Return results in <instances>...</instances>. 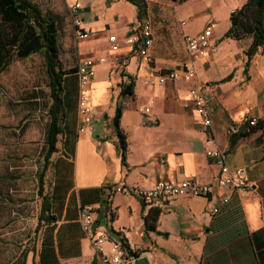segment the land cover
I'll return each instance as SVG.
<instances>
[{
  "label": "crops",
  "instance_id": "crops-1",
  "mask_svg": "<svg viewBox=\"0 0 264 264\" xmlns=\"http://www.w3.org/2000/svg\"><path fill=\"white\" fill-rule=\"evenodd\" d=\"M148 1L145 18L151 21L154 42L142 55L126 43L145 19L139 20L136 5L128 0H81L83 27L90 34L77 40L80 53L106 60L96 63L89 92L96 107L94 128L84 134L78 132L79 76L76 70L66 74L63 135L45 174L51 221L39 222L37 171L46 111L35 103L14 111L25 125L13 133L12 142L21 143L15 150H20L9 158L0 155V227L24 224L18 235L8 232L10 241L24 242L26 264H104L83 228L82 209L93 212L95 230L107 232L114 241L126 240L130 249L149 255L152 264H264V130L232 139L248 129L247 116L264 117V46L248 60L253 36H226L236 7L215 12L206 5L181 14L185 1ZM192 15L198 24H193ZM182 19L186 24L181 25ZM211 21L217 23L211 40L219 49L197 61L199 88L211 97L213 126L207 131L189 94L191 83L145 81L180 68L188 56L184 33L197 34ZM72 25L75 30L73 21ZM111 34L118 35L117 49ZM130 81L134 94L121 95V83ZM38 85L37 92H49ZM41 100L38 94L27 101ZM119 104L127 136L125 160L114 123ZM33 121L42 129L38 138ZM210 147L222 148L231 168L246 170L254 186L249 196L242 198L228 187H214L208 196L169 197L157 204L124 192L110 195L115 185L150 188L160 177H192L214 184L220 168L207 154ZM224 197L230 200L223 203ZM153 212L159 213L157 230L146 228V216Z\"/></svg>",
  "mask_w": 264,
  "mask_h": 264
},
{
  "label": "trees",
  "instance_id": "trees-1",
  "mask_svg": "<svg viewBox=\"0 0 264 264\" xmlns=\"http://www.w3.org/2000/svg\"><path fill=\"white\" fill-rule=\"evenodd\" d=\"M137 7L138 18L143 19L148 14V0H128ZM183 2L186 0H173ZM148 19V18H145ZM74 35L75 30L73 27ZM60 25L58 17L54 13L46 12L43 4L38 0H0V73L5 71L15 60H26L41 54L44 59L45 74L47 80L42 83L49 92L40 90L36 86L31 87V92L23 95V101L30 106L39 104L46 112L47 125L45 130L44 143L39 156L37 178L39 181V194L42 198V206L39 215V222L51 221V202L45 194V174L51 161V157L58 149V142L63 135V123L65 118V92L64 83L66 74L77 71V66L68 69L62 59L61 45L59 41ZM252 35L253 40L246 51L248 60L252 59L264 46V0H246L241 7L231 14V26L226 36L237 39ZM78 59L76 64L78 63ZM78 65V64H77ZM133 82L121 83V95L134 94L132 91ZM41 96V101H27L32 96ZM48 94V95H47ZM39 102V103H37ZM22 108V109H23ZM21 109V107L19 108ZM122 105H118L114 116L115 127L119 136V146L122 151L123 160L127 153V136L121 128ZM21 123V124H20ZM23 119L16 126L21 131L24 128ZM263 129L264 118L259 119L256 125L249 124L248 129L234 133L233 141L249 134L252 131ZM159 213H151L146 216V228L157 230ZM120 242L130 252L128 242L120 239ZM21 252L20 260L26 264L27 252ZM135 257L141 252L133 251ZM93 264H95L93 262Z\"/></svg>",
  "mask_w": 264,
  "mask_h": 264
},
{
  "label": "built area",
  "instance_id": "built-area-1",
  "mask_svg": "<svg viewBox=\"0 0 264 264\" xmlns=\"http://www.w3.org/2000/svg\"><path fill=\"white\" fill-rule=\"evenodd\" d=\"M74 26L76 27V37H87L90 32L83 27V15H82V3L81 0H66ZM184 24L185 21H182ZM216 26L215 21H211L206 28L197 34H184V42L188 52L187 58L183 62V66L179 69H174L166 73L159 74L157 76L149 77L146 82L150 84H164L168 80L182 79L188 82H192L193 86L190 89V95L193 99L196 110L209 131H211L212 125V113H211V97L202 93L194 83L197 78V60L210 52H217L218 44L211 41L213 30ZM119 38L116 34L110 35V41L113 49L119 47ZM126 42L131 45H137L139 52L142 55L148 54V48L153 44V32L152 25L149 20L145 21L141 28L140 35H132L126 38ZM105 58H101L100 61H104ZM96 62L91 58H84L80 60L79 64V79H80V116L84 122L81 130H86L88 127L92 128L93 116L95 114V106L90 100L89 92L94 76L96 74L95 68ZM250 124L256 125L259 119L252 117L248 119ZM234 132L233 129H231ZM209 141H214L213 133L209 132ZM207 154L211 156L215 162L220 166V173L214 184L201 183L192 177H186L182 180L166 179L160 177L156 184L150 188L145 187H133L118 184L111 189L120 190L128 193H134L139 197L152 201L154 203L160 202L162 199L176 196L186 195H209L214 187H230L240 197H247L253 190V184L247 177L246 170L244 168L233 169L227 163L226 153L220 147H210L207 149ZM229 197L223 198V203L229 201ZM220 208L215 207V213L219 212ZM81 222L83 228L86 230L91 238V241L100 254L102 261L105 264H133L135 256L129 253L119 241H111L109 234L105 231L94 230L93 223L94 217L90 210H81ZM111 242V250L107 248V243ZM112 252L111 256L108 253ZM129 255H128V254Z\"/></svg>",
  "mask_w": 264,
  "mask_h": 264
},
{
  "label": "rangeland",
  "instance_id": "rangeland-1",
  "mask_svg": "<svg viewBox=\"0 0 264 264\" xmlns=\"http://www.w3.org/2000/svg\"><path fill=\"white\" fill-rule=\"evenodd\" d=\"M38 1H41L46 12L48 11L50 13H54L58 17L60 25L59 41L61 45L62 59L68 69L76 67L77 59L79 61L81 59H84L82 57L84 54L81 55L80 53L79 44L74 35L70 13L64 0ZM244 1L245 0H186L185 2L180 4L179 13L186 14L194 10L196 11L206 5L211 6L212 9L215 10V12H221L222 10L228 8L231 10L232 8L236 7L237 9V7L242 6ZM190 18L193 24H198L196 16L192 15ZM217 30L219 29L216 28V32ZM91 57L92 56H90V58ZM92 59H94L96 63L98 61L101 62V58L99 60H96L95 58ZM46 80L47 78L45 74L44 59L41 54H36L34 55V57L28 58L26 60H15L5 71L0 73V155L2 154L5 157L10 154L17 153L16 151L20 150L15 149L20 148L21 143L18 145L12 142V138L14 137L13 133L15 132L16 126L19 124V116L14 111L19 110L20 107L23 108V106L26 104V102L23 101V95H25L26 93H30L32 91L31 87L34 84H42L45 83ZM194 83L196 84L197 88L202 91L199 88L198 76ZM80 88L81 86L79 84V90ZM191 88L192 87L189 88V94ZM78 109L80 116L79 101ZM11 112L14 113L12 114ZM83 124L84 122L82 121V118L80 116V123L78 126L79 134H84L88 131L93 130L94 128V125L92 124V128L88 127L83 131L81 130ZM31 125L33 127V130L35 132H38L36 137H40V135H42V129L40 128V126L35 121H33ZM9 139L11 142H8ZM19 140L22 141V138ZM112 194L113 192L112 190H110V195ZM23 226L24 224L22 222L18 223V225L12 226L10 222H8L4 227H0V235L4 233L3 238H1L0 236V264H22V261L19 258L21 252H24L22 250V244H24V242L21 243L20 240L17 243L10 241L11 235L8 231L15 230L14 234L18 235L16 231L19 229V233L23 232ZM1 239L4 241H1Z\"/></svg>",
  "mask_w": 264,
  "mask_h": 264
},
{
  "label": "bare ground",
  "instance_id": "bare-ground-1",
  "mask_svg": "<svg viewBox=\"0 0 264 264\" xmlns=\"http://www.w3.org/2000/svg\"><path fill=\"white\" fill-rule=\"evenodd\" d=\"M64 2H65V4H66V6H67V8H68V10H69V7H68V4H67V2H66V0H64ZM69 12H70V10H69ZM232 12H234V11H232ZM71 14V13H70ZM72 17V16H71ZM148 19H146V20H144L142 23H141V27L138 29V31H136L133 35H140L141 34V28H142V25H143V23L145 22V21H147ZM73 21V20H72ZM150 21V20H149ZM182 21H185V23L184 24H186V22H187V20L186 19H182L181 20V25H184L183 23H182ZM151 22V21H150ZM74 24V23H73ZM152 25V24H151ZM216 26H217V23H216ZM215 26V27H216ZM206 28V27H205ZM215 29V28H214ZM153 32V31H152ZM202 32V31H201ZM200 33V32H199ZM185 34V33H184ZM75 37H76V27H75ZM212 37V36H211ZM183 38H184V35H183ZM76 39L77 40H79V39H82V38H77L76 37ZM212 41V40H211ZM215 43H217V42H215ZM218 44V43H217ZM153 45V44H152ZM151 45V46H152ZM132 46H134V47H136L137 49H138V46L137 45H132ZM150 46V47H151ZM218 46V49H219V44L217 45ZM150 47L148 48V53H149V49H150ZM187 50V49H186ZM138 51H139V49H138ZM218 51V50H217ZM211 53V52H210ZM141 54V53H140ZM204 57V56H203ZM92 59V58H91ZM201 59V58H200ZM94 60V59H93ZM198 61V60H197ZM94 62H96L95 60H94ZM102 62V61H101ZM79 64H80V61H79V63H78V65H77V73H78V70H79ZM197 64V63H196ZM182 66H183V63H182ZM181 66V67H182ZM180 67V68H181ZM95 68H96V64H95ZM179 69V68H178ZM174 70V69H173ZM169 71H171V70H169ZM197 71H198V68H197ZM168 72V71H167ZM166 73V72H165ZM162 74V73H161ZM96 75V74H95ZM78 76H79V74H78ZM197 76H198V73H197ZM94 78H95V76H94ZM148 79V78H147ZM146 79V80H147ZM94 80V79H93ZM174 80H176V79H174ZM168 81H170V80H168ZM167 81V82H168ZM79 82H80V79H79ZM146 82V81H145ZM147 83V82H146ZM189 83H191V87L193 86V83L192 82H189ZM150 84V83H149ZM158 84V83H157ZM92 85V84H91ZM191 96V95H190ZM196 108V107H195ZM197 111V110H196ZM95 113H96V107H95ZM198 113V112H197ZM95 115V114H94ZM199 115V114H198ZM93 118H94V116H93ZM249 118H252V117H246L245 118V121L246 122H248V124H250V122H249ZM258 118V117H257ZM262 118H264V117H262ZM262 118H258V119H262ZM201 119V118H200ZM213 120V119H212ZM202 121V120H201ZM92 124H93V121H92ZM202 124L204 125V123L202 122ZM212 125H213V122H212ZM252 125V124H251ZM204 127L206 128V126L204 125ZM207 129V128H206ZM207 131H209L208 129H207ZM235 132V131H234ZM228 133H230V134H233V132H232V130L231 129H229L228 130ZM210 134V133H209ZM209 134H208V136H209ZM226 153V152H225ZM209 156V155H208ZM209 157H211V156H209ZM212 158V157H211ZM226 158H227V154H226ZM215 161V160H214ZM227 163H228V161H227ZM229 164V163H228ZM230 166V165H229ZM219 168H220V166H219ZM158 181V180H157ZM129 187V186H128ZM133 187H137V186H133ZM254 187V186H253ZM113 187H111L109 190H111ZM228 188H230V187H228ZM214 189V188H213ZM232 189V188H231ZM234 190V189H233ZM213 191V190H212ZM254 191V190H253ZM119 192H124V191H120V190H114V192H113V194H115V193H119ZM124 193H128V192H124ZM212 193V192H211ZM210 193V194H211ZM129 194H134V193H129ZM209 194V195H210ZM134 195H136V194H134ZM138 196V195H137ZM186 196H192V195H186ZM195 196H208V195H195ZM249 196V195H248ZM139 197V196H138ZM176 197H179V196H176ZM141 198V197H140ZM244 198V197H243ZM142 200H145V199H143V198H141ZM145 201H149V200H145ZM149 202H151V203H154V202H152V201H149ZM154 204H157V203H154ZM89 210V209H88ZM91 211V210H90ZM92 212V211H91ZM92 214H93V212H92ZM93 217H94V215H93ZM81 219V218H80ZM82 223V222H81ZM94 224V223H93ZM93 229H94V227H93ZM85 230V229H84ZM95 230V229H94ZM86 231V230H85ZM87 233V232H86ZM88 234V233H87ZM89 236V235H88ZM110 236V235H109ZM89 238H90V236H89ZM111 238V237H110ZM90 240H91V238H90ZM111 241H114V240H112L111 239ZM92 242V241H91ZM120 242V241H119ZM93 244V243H92ZM107 244H110V246H111V242H108ZM122 244V243H121ZM123 245V244H122ZM94 246V245H93ZM95 248V247H94ZM96 250V249H95ZM109 250H111V248L109 249ZM128 250V249H127ZM132 250V249H131ZM129 251V250H128ZM134 250H132V252H133ZM96 252H97V250H96ZM132 252H130L129 251V253H131L132 255H134ZM98 253V252H97ZM112 252H110V253H108L109 254V256H111L112 254H111ZM99 254V253H98ZM128 254V253H127ZM129 255V254H128ZM141 255H142V253H141ZM140 255V256H141ZM99 256H100V254H99ZM101 258V257H100ZM137 260V257H135V261ZM101 261H102V259H101ZM135 261L133 262V264L135 263ZM103 262V261H102ZM104 263V262H103ZM105 264V263H104Z\"/></svg>",
  "mask_w": 264,
  "mask_h": 264
},
{
  "label": "water",
  "instance_id": "water-1",
  "mask_svg": "<svg viewBox=\"0 0 264 264\" xmlns=\"http://www.w3.org/2000/svg\"><path fill=\"white\" fill-rule=\"evenodd\" d=\"M134 264H152L149 255L143 254L137 258Z\"/></svg>",
  "mask_w": 264,
  "mask_h": 264
}]
</instances>
